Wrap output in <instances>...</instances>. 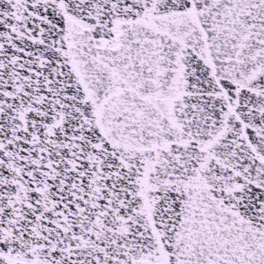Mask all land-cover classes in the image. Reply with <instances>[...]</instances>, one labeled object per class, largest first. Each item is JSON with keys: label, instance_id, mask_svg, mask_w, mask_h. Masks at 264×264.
<instances>
[{"label": "snow or ice", "instance_id": "obj_1", "mask_svg": "<svg viewBox=\"0 0 264 264\" xmlns=\"http://www.w3.org/2000/svg\"><path fill=\"white\" fill-rule=\"evenodd\" d=\"M0 264H264V0H0Z\"/></svg>", "mask_w": 264, "mask_h": 264}]
</instances>
